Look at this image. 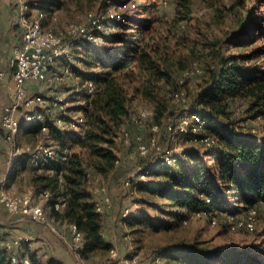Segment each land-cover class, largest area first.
<instances>
[{
    "label": "trees",
    "instance_id": "16d2710c",
    "mask_svg": "<svg viewBox=\"0 0 264 264\" xmlns=\"http://www.w3.org/2000/svg\"><path fill=\"white\" fill-rule=\"evenodd\" d=\"M180 3L186 9L185 17L188 16L191 12L189 0H181ZM149 7L150 4L145 3L143 9L146 15L131 18L137 27L133 37L113 33V22L102 17L101 26L91 28L94 38L81 36L76 40L78 62L71 63V76H80L81 84H76L71 90L73 97L75 94L84 97L85 104H72L69 110L71 113L73 108L82 111L85 125L82 134L74 132L75 128L56 124L53 118L41 123H21V130L33 137L44 135L45 144H49L51 138L58 148L52 144L56 156L45 163L42 172H37L29 154L17 159L13 166L19 171L23 168V161H30L35 195L38 197L50 191L51 195L46 201L49 217L55 221L75 223L82 231L79 254L84 259L97 251L109 250L112 245L103 231L104 210L99 211L96 205L100 201L104 206L105 198L102 195L98 197L91 188L90 175L92 171L105 173L114 169L116 160L120 159L116 150L117 140L123 128L135 121L130 109L129 84L136 83L134 90L151 101L152 123L160 127L164 125L168 131H172L176 124L170 114L168 94L174 99V93L182 90L183 79L179 77V83H174V70L168 62L163 63L158 59L162 39L154 25L156 17L149 16ZM45 10L50 13L49 7H45ZM263 23L262 14L252 18L246 25L249 39L261 31ZM238 37L233 36V41L245 45L238 41ZM105 41L118 44L105 46ZM82 50L86 57L81 56ZM263 50L264 46L249 53L221 54L217 65L209 68L204 77L195 96V108L185 112L199 113L205 120L204 126L193 123L189 132L183 134L206 147L202 154L212 158V163L201 159V152L187 149L183 155L190 157V166L181 165L182 154L174 155L172 164L159 157L154 165L144 166L142 173L154 172L164 177V182H148L141 178L142 173L136 176V179H140L137 183L139 188L158 192L173 206L171 209H160L172 219L171 222L154 217L152 224L160 222L167 227L179 225L201 210L219 216V212L232 215L238 209L249 211L255 208L259 211L264 206V139L237 133L230 128V121L219 122L229 120L236 100L247 101L254 115L264 117V65L252 62ZM81 61L83 67L80 66ZM90 81L94 85L92 93L86 90ZM163 88H166V92L161 91ZM44 124L47 130L42 129ZM169 124H172V129L168 128ZM0 130L3 133L1 127ZM204 137H211L212 144L206 145L202 140ZM73 145H78L79 149L70 150ZM129 185H132L131 181ZM233 200L235 202H231ZM55 202H66V206L57 210L54 208ZM132 215L124 216L125 219L130 218V224L149 217L146 212ZM2 233L0 230V240L5 239ZM19 256L29 257L31 264H67L54 256L40 258L33 253H20ZM11 257L7 246L0 244V264H10ZM169 262L263 264L247 250L236 247L202 248L197 243L160 250L149 264Z\"/></svg>",
    "mask_w": 264,
    "mask_h": 264
},
{
    "label": "rangeland",
    "instance_id": "374dc122",
    "mask_svg": "<svg viewBox=\"0 0 264 264\" xmlns=\"http://www.w3.org/2000/svg\"><path fill=\"white\" fill-rule=\"evenodd\" d=\"M24 1L28 5L27 12L33 17H38L46 26L55 30L65 42L74 40L75 26L87 25L90 18L93 17L99 19L105 17L113 22L114 27L111 28L113 33L133 37V34L137 33V27L131 18L146 15L143 5L150 4L149 16L156 17L154 25L160 31L162 39V48L158 59L163 63L168 62L174 70V83H179V77L183 79L181 92L186 98L184 102H178L168 94L170 114L176 123L172 131L165 129L164 125L159 126L158 130H153L152 116L131 122L130 126L125 127L128 135L125 136L122 133L117 140L116 150L120 162L114 169L105 173L92 171L90 175L91 188L98 197L102 195L108 199L103 206V231L112 239L111 248L97 251L90 258L84 259L80 256L79 251L74 249L72 232L68 231V224L63 221H51L52 227H60V229L64 227V229H61L62 237L58 236L57 242L52 243L53 239L47 242L44 255L50 256L56 249V244H59L60 250L67 253L71 264H107L108 261L117 259L116 256L113 257L112 250L118 253V259L123 260L121 264H149L160 250L179 244L197 243L202 248L236 247L239 250H247L256 260L264 264V206L257 213L253 229L231 226V220L248 216V210L240 209L233 211L230 217L225 212H219V216L216 215L218 221L215 224L211 222L210 217L196 214L186 222L171 227L160 222L152 224L151 220L154 217H161L166 222H171L172 219L160 209H171L173 206L166 198H161L158 192L139 188L137 183L140 179H136V176L142 173L145 165H154L159 157L167 154H182L181 165L186 164L185 166H187L190 157L183 155L184 150L195 149L201 154L206 151V147L191 141L180 131L178 118L181 114L195 108V96L201 88L204 77L209 68L217 65L221 54L249 53L264 46V23L261 31H257L252 39H249V33L246 34L248 29L246 25H249L252 18L261 14L264 16V0H189L191 12L186 17L184 15L186 9L181 5V0ZM45 7H49L50 13L46 12ZM123 16L126 17L123 18ZM235 35H239V42L246 44L239 45L233 41ZM117 44V42L105 41L103 45L116 46ZM76 45L75 42L72 48L74 54H77ZM80 54L86 57L84 50ZM74 62H78L76 58ZM252 62L264 65V50ZM83 65V61H81L80 66L83 67ZM76 84H81V78L74 74L68 78L65 84L57 86V90L65 98L72 99L74 105L85 104L84 97L76 94L75 97L72 96L71 89ZM135 84L134 82L129 84L130 109L133 118H137L143 110H151L153 106L148 98L134 90ZM165 90L166 88H163L161 91ZM231 110L229 120H219L220 124L230 121V128L237 133L264 139V117L254 115L249 109L247 101L236 100L233 102ZM72 116L79 120L78 127L73 131L82 134L85 127L82 111L73 108ZM152 137L156 139L160 149H151L152 153L148 156L141 155L138 145L149 142ZM44 140V135L23 136L18 139L21 145H27L33 149L45 142ZM48 143L54 144L58 148L51 138ZM71 149L78 150L79 147L73 145ZM6 151V164L0 169L3 171L2 176L16 171V167L10 165L12 149L9 144L6 146ZM201 159L207 161L208 164L213 162L212 158L204 157V154L201 155ZM27 164L30 166V161H23V168L19 170L23 175H19L15 187H8L9 190L13 191V188H16L14 191L17 193L27 191V172L30 168ZM141 178L148 182H164L165 180L164 177L154 172L144 174ZM128 180L132 185L126 183ZM19 185L22 189H19ZM110 204L114 206L111 212L107 213L105 210ZM0 208L1 218H7L5 220L10 221L7 224L8 235L5 239L0 240V244L7 246L11 255L17 256L20 253H25V251L21 252L19 247L20 245L27 247V220L21 216L11 215V212L2 204H0ZM126 210L129 211V214H133L132 216L146 212L149 217L141 222L130 224V218L125 219L123 215ZM8 214H10L9 217H7ZM164 262L166 263V261ZM167 264H173V262Z\"/></svg>",
    "mask_w": 264,
    "mask_h": 264
},
{
    "label": "built area",
    "instance_id": "2783aa9c",
    "mask_svg": "<svg viewBox=\"0 0 264 264\" xmlns=\"http://www.w3.org/2000/svg\"><path fill=\"white\" fill-rule=\"evenodd\" d=\"M28 5L25 1L21 5L20 25L22 26L23 40L14 48L11 64L14 68L15 91L11 95V101L6 104L0 115V127L3 129L4 140L11 146L12 155L10 165H14L16 160L29 154L33 166L37 172H42L47 161L54 159L56 149L52 144L40 143L34 149L27 145H21L17 135L21 131L22 122H45L47 118H53L54 122L60 126L76 128L79 120L72 116L69 107L73 100L65 98L58 90L57 86L64 84L72 75L71 63L75 61L76 54L72 52L75 40L81 36L94 38L91 28L101 26V19L98 17L90 18L87 25H78L74 28V40L65 42L55 30L46 26L38 17L31 16L28 12ZM3 72H0V77ZM26 81L40 82L44 84V89L40 92H33L26 86ZM94 89L93 82H88L86 90L92 93ZM174 99L185 101L186 98L181 91L174 93ZM21 115V116H19ZM152 110H143L140 112L135 121L141 118L152 116ZM68 119H66V118ZM179 129L183 133H188L193 123H198L200 127L204 126L205 120L199 113H183L178 118ZM153 130H158L159 125L153 124ZM172 124L168 128L172 129ZM43 130H47L44 124ZM123 135L127 136L128 131L123 128ZM196 139V138H195ZM206 145H211L213 139L204 137L202 139ZM151 149L158 150L160 147L154 137L147 143H140L138 151L141 155L147 156L152 153ZM164 161L168 164L174 162V155L167 154L163 156ZM120 159L116 160L119 163ZM144 174L141 175L143 177ZM130 184L128 180L126 182ZM50 191L41 195V200L37 199L34 191L17 193L8 189L7 181H0V204L9 212L19 214L23 217L38 220L42 223H49V214L46 210V201L50 197ZM108 199H105L106 202ZM97 209L103 210V203L97 201ZM66 206V202H55L54 208L61 209ZM258 211L251 208L247 217L235 218L230 221L233 228L255 227V221ZM129 211L126 210L123 215L127 216ZM198 216H211V222L217 223L216 215L212 212L201 210L196 212ZM230 217V215H228ZM186 222V221H185ZM70 230L74 243V249L79 251L82 248L83 233L75 223H70ZM113 257L107 264H121L122 259H118V253L114 250ZM118 260V262H117ZM128 260V259H127ZM31 264L29 257L12 255L10 264Z\"/></svg>",
    "mask_w": 264,
    "mask_h": 264
},
{
    "label": "crops",
    "instance_id": "0c3cea01",
    "mask_svg": "<svg viewBox=\"0 0 264 264\" xmlns=\"http://www.w3.org/2000/svg\"><path fill=\"white\" fill-rule=\"evenodd\" d=\"M23 1L24 0H0V72H3V75L0 77V115L2 113L3 107L11 101V95L15 91L14 68L11 64V58L13 56L14 48L23 40L24 30L20 25L21 5ZM25 84L33 92H40L44 89V84L40 82L26 81ZM23 136L29 137L30 135L24 130H21L18 133L17 138L21 139L23 138ZM7 145L8 143L4 140L3 133L0 130V169H2L6 164ZM29 167V172H27V191H33V167L31 166V164ZM20 174L23 175L20 171H14L2 176L3 171H0V178L3 177L1 180H6L7 186L11 188L15 187V183H17ZM18 187L19 189H22L21 185H19ZM14 190H16V188H13V191ZM23 192L26 191H20V193ZM37 199L41 200V197L38 196ZM113 206L114 205L110 204L108 207H106L105 212H111ZM10 214L12 215L13 213ZM10 214H8L7 217H9ZM13 215L21 216L19 214ZM21 218L27 220L28 236L27 247L23 245H20L19 247L21 252L25 251V253H33L40 258L54 256L67 264H71L68 260L67 253L64 250H60L61 247L59 246V244H56V249L50 256H48V254L44 255L45 249L47 247V242L50 239H53L52 243L57 242L58 236L62 237L60 235V231L61 229H64V227H61V229L60 227H52L50 222H54L55 220L51 218L49 219V223L47 224L23 216H21ZM5 219L7 218H1L0 216V230L1 232H4V234L2 233L1 235L5 236L6 238V236L8 235L7 224H9L10 221ZM63 222L65 224H68V231H71L70 223L66 221ZM51 236L54 237L50 238ZM105 236L109 241H112V239L109 238L107 234H105ZM64 239L67 240L66 238Z\"/></svg>",
    "mask_w": 264,
    "mask_h": 264
}]
</instances>
